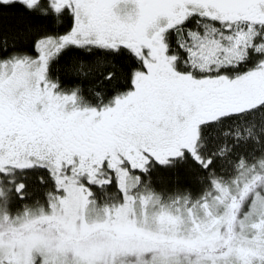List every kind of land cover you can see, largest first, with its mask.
<instances>
[{"label": "snow or ice", "instance_id": "snow-or-ice-1", "mask_svg": "<svg viewBox=\"0 0 264 264\" xmlns=\"http://www.w3.org/2000/svg\"><path fill=\"white\" fill-rule=\"evenodd\" d=\"M0 264H264V0H0Z\"/></svg>", "mask_w": 264, "mask_h": 264}]
</instances>
